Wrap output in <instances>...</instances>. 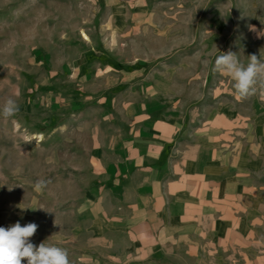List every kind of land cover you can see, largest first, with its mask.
Masks as SVG:
<instances>
[{
    "label": "crops",
    "instance_id": "obj_1",
    "mask_svg": "<svg viewBox=\"0 0 264 264\" xmlns=\"http://www.w3.org/2000/svg\"><path fill=\"white\" fill-rule=\"evenodd\" d=\"M254 1L94 0V52L70 67L88 92L65 241L82 264H264V87L240 99L212 71L264 60Z\"/></svg>",
    "mask_w": 264,
    "mask_h": 264
},
{
    "label": "rangeland",
    "instance_id": "obj_2",
    "mask_svg": "<svg viewBox=\"0 0 264 264\" xmlns=\"http://www.w3.org/2000/svg\"><path fill=\"white\" fill-rule=\"evenodd\" d=\"M254 2L264 7V0ZM93 12L94 0H0V105L12 97L20 106L0 118V226L35 222L30 239L37 246H70L66 228L82 186V148L90 145L78 118L88 92L78 94L81 82L71 80L70 67L94 52L87 39ZM38 179L47 181L41 193L34 191Z\"/></svg>",
    "mask_w": 264,
    "mask_h": 264
},
{
    "label": "clouds",
    "instance_id": "obj_3",
    "mask_svg": "<svg viewBox=\"0 0 264 264\" xmlns=\"http://www.w3.org/2000/svg\"><path fill=\"white\" fill-rule=\"evenodd\" d=\"M251 30L256 31L255 28ZM212 71L231 77L240 99L256 94L258 83L264 87V60L256 55H251L248 64L244 65L234 52L228 51L216 57ZM19 111L17 101L9 97L0 105V118L9 119ZM25 141L30 142L27 139ZM46 186V180L38 179L34 191L41 193ZM38 227L35 222L21 225L19 221L7 228L0 226V264H22L25 258L27 264H71L66 249L44 242L37 246L31 242L30 238Z\"/></svg>",
    "mask_w": 264,
    "mask_h": 264
},
{
    "label": "bare ground",
    "instance_id": "obj_4",
    "mask_svg": "<svg viewBox=\"0 0 264 264\" xmlns=\"http://www.w3.org/2000/svg\"><path fill=\"white\" fill-rule=\"evenodd\" d=\"M82 35H83V37H86L84 33Z\"/></svg>",
    "mask_w": 264,
    "mask_h": 264
}]
</instances>
